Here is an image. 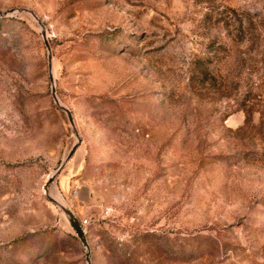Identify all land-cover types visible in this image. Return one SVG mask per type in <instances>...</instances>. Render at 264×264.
<instances>
[{"label": "rangeland", "instance_id": "374dc122", "mask_svg": "<svg viewBox=\"0 0 264 264\" xmlns=\"http://www.w3.org/2000/svg\"><path fill=\"white\" fill-rule=\"evenodd\" d=\"M0 264H264V0H0Z\"/></svg>", "mask_w": 264, "mask_h": 264}, {"label": "water", "instance_id": "95a60500", "mask_svg": "<svg viewBox=\"0 0 264 264\" xmlns=\"http://www.w3.org/2000/svg\"><path fill=\"white\" fill-rule=\"evenodd\" d=\"M69 118H70V121L72 122V118H71V116H69ZM75 148H76V145H74V146L70 149V151L68 152V154H67V156H66V159H68V158L73 154ZM64 210H65L68 214H70V211H69L68 209L65 208ZM70 221L72 222V224H73L75 230H76L77 233L80 235V237L84 240V242H86L85 237H84V234H83V229H82V227L80 226V224H79V223H78L73 217H71V216H70Z\"/></svg>", "mask_w": 264, "mask_h": 264}, {"label": "built area", "instance_id": "2783aa9c", "mask_svg": "<svg viewBox=\"0 0 264 264\" xmlns=\"http://www.w3.org/2000/svg\"><path fill=\"white\" fill-rule=\"evenodd\" d=\"M86 221V220H85ZM85 221H84V223H85Z\"/></svg>", "mask_w": 264, "mask_h": 264}]
</instances>
